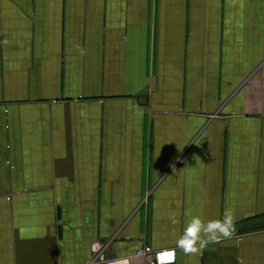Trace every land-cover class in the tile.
Wrapping results in <instances>:
<instances>
[{
  "label": "crops",
  "instance_id": "1",
  "mask_svg": "<svg viewBox=\"0 0 264 264\" xmlns=\"http://www.w3.org/2000/svg\"><path fill=\"white\" fill-rule=\"evenodd\" d=\"M147 246L264 264V0H0V264Z\"/></svg>",
  "mask_w": 264,
  "mask_h": 264
},
{
  "label": "built area",
  "instance_id": "2",
  "mask_svg": "<svg viewBox=\"0 0 264 264\" xmlns=\"http://www.w3.org/2000/svg\"><path fill=\"white\" fill-rule=\"evenodd\" d=\"M226 226H222V231H225ZM185 250H189L188 246L184 245ZM96 256L90 264H132L133 258H151V264H174L175 263V250H161L153 251L150 247H144L136 251L134 257L107 259L103 256L102 250H95Z\"/></svg>",
  "mask_w": 264,
  "mask_h": 264
}]
</instances>
